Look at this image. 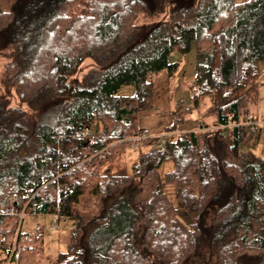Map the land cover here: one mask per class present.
Listing matches in <instances>:
<instances>
[{"label":"trees","instance_id":"trees-1","mask_svg":"<svg viewBox=\"0 0 264 264\" xmlns=\"http://www.w3.org/2000/svg\"><path fill=\"white\" fill-rule=\"evenodd\" d=\"M159 1L163 17L139 23L149 0H0L2 264L45 258L26 214L74 221L53 264H264V159L240 148L259 124L264 0ZM193 47L191 101L174 104L166 131L208 96L200 129L141 136L158 76H173ZM126 84L132 95L118 93ZM131 145V173L103 169ZM163 182L194 213L187 224Z\"/></svg>","mask_w":264,"mask_h":264},{"label":"rangeland","instance_id":"rangeland-1","mask_svg":"<svg viewBox=\"0 0 264 264\" xmlns=\"http://www.w3.org/2000/svg\"><path fill=\"white\" fill-rule=\"evenodd\" d=\"M153 4V7L149 9L146 13H142L139 16V23H144L150 20H159L163 17V12L159 11L158 3L159 0H149ZM243 1V0H240ZM182 58L180 53H173L170 56V60H176ZM6 59L0 56V94H4L6 89L3 84L4 70ZM94 65L91 58H87L80 67L77 77L81 78L83 73H85L90 67ZM196 75V54L194 47L187 53L183 59V62L179 70L171 77V98L186 99L188 102L191 101L190 89L187 87L189 82H192ZM262 76V77H261ZM260 76L259 85V97L258 101L252 106L253 110L257 115V121L259 122L255 131L250 132L249 139L247 142H243L240 146L242 151H254L257 155L264 159V73ZM135 91V87L131 84L122 85L118 91L121 95H132ZM189 101V102H190ZM17 105V100L12 102ZM211 100L208 96L203 99V104L200 112H192L188 115L186 121L180 125L181 128L191 129L197 127L201 120H203V114L210 108ZM208 122L212 120L208 118ZM138 126L140 129H148L150 132L146 136H152L155 133H160L165 140L169 136L165 133L166 130L173 123V116L171 113L165 112L162 109L159 110L157 107H153L144 113L139 114L137 117ZM213 123V122H212ZM166 135H165V134ZM138 151H132V156L129 162L128 173L132 172V165L137 161ZM173 169V164L171 161H167L161 167V175L165 176L167 171ZM164 183V189L168 193L170 199L174 202L176 207L180 210L181 218L187 224L189 221V216L194 217V213L186 211L181 207L180 201L178 199L175 186L172 184ZM183 213V214H182ZM74 226V221L68 219H58L57 215L54 214H26L23 219V229L25 231H33L35 229L41 230L44 236V253L45 258L39 264H53L59 253L66 251L68 237L71 228ZM3 260L0 261V264ZM7 264V263H6ZM9 264V263H8ZM12 264V263H11Z\"/></svg>","mask_w":264,"mask_h":264},{"label":"crops","instance_id":"crops-1","mask_svg":"<svg viewBox=\"0 0 264 264\" xmlns=\"http://www.w3.org/2000/svg\"><path fill=\"white\" fill-rule=\"evenodd\" d=\"M263 73H264V66L261 70V75ZM171 77L172 76H169L166 72H162L158 76L156 83H155V105H154V107H157L159 110L162 109L163 111L172 114L171 111H172L174 104L178 100H183V99L177 98L174 100V98L170 97V95H171ZM184 101H186V99H184ZM142 113H144V112H140L139 114H142ZM172 116H173V114H172ZM200 127H201V122L199 119V123H198L197 127H195V128L184 129V127L183 128L179 127L178 131H174V132H167L166 131L165 133L168 136V135L175 134L178 132L198 130V129H200ZM143 130H148V129L146 128ZM153 135L162 136L160 133H155ZM136 149H137L136 145H131L128 148L122 149L121 151H119L118 153H116L113 156V158L103 167V169L108 168L111 170V172L113 174H128L129 162H130V158L132 156V151H135ZM137 158H138V155H137Z\"/></svg>","mask_w":264,"mask_h":264},{"label":"built area","instance_id":"built-area-1","mask_svg":"<svg viewBox=\"0 0 264 264\" xmlns=\"http://www.w3.org/2000/svg\"><path fill=\"white\" fill-rule=\"evenodd\" d=\"M246 124L251 128L254 129L255 125L257 124L255 117L252 114H249L246 120ZM149 132L148 130H143L141 136L143 137H150V136H146L148 135ZM161 144H164V140H161ZM14 200H17V197L14 198Z\"/></svg>","mask_w":264,"mask_h":264}]
</instances>
